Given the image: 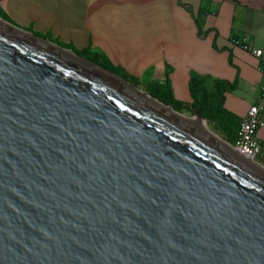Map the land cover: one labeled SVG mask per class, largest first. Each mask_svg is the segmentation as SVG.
Returning <instances> with one entry per match:
<instances>
[{"label":"water","instance_id":"obj_1","mask_svg":"<svg viewBox=\"0 0 264 264\" xmlns=\"http://www.w3.org/2000/svg\"><path fill=\"white\" fill-rule=\"evenodd\" d=\"M6 24L0 264H264V180L240 155Z\"/></svg>","mask_w":264,"mask_h":264},{"label":"crops","instance_id":"obj_2","mask_svg":"<svg viewBox=\"0 0 264 264\" xmlns=\"http://www.w3.org/2000/svg\"><path fill=\"white\" fill-rule=\"evenodd\" d=\"M0 9L20 28L89 48L140 84L167 86L181 102L191 101L193 74L236 81L224 108L240 119L258 99L259 61L232 37L261 47L255 35L264 30V0H0ZM257 138L264 146V128Z\"/></svg>","mask_w":264,"mask_h":264},{"label":"trees","instance_id":"obj_3","mask_svg":"<svg viewBox=\"0 0 264 264\" xmlns=\"http://www.w3.org/2000/svg\"><path fill=\"white\" fill-rule=\"evenodd\" d=\"M200 12L207 14L208 10H200ZM0 18L15 25L2 9H0ZM30 29L31 27H28L23 30L30 32L33 36L46 39L63 49L70 50L78 57H85L88 61L94 63L98 67L110 73H114L135 87L140 86V82L137 78L128 75L123 69L115 67L99 54L91 52L89 48L79 50L70 44H64L52 38L49 35L50 33L40 34L39 32ZM198 32L200 33L199 30ZM232 43L241 48L245 44L240 42L235 36L232 37ZM229 63L231 64V55H229ZM208 81L212 83V86L207 84ZM235 88L236 81L229 83L223 80H209V78L193 74L189 81V95L191 99L189 103L176 100L167 86L161 88H146L145 90L152 98H155L165 106H171L176 112H196V114L205 121L213 132L218 134L229 144H232L236 137L240 118L224 108V94L233 91Z\"/></svg>","mask_w":264,"mask_h":264},{"label":"bare ground","instance_id":"obj_4","mask_svg":"<svg viewBox=\"0 0 264 264\" xmlns=\"http://www.w3.org/2000/svg\"><path fill=\"white\" fill-rule=\"evenodd\" d=\"M6 26H8L6 24V22H4V20H2L0 18V28L3 29ZM26 37H28L29 39H32V37L29 34H26ZM52 48L54 50H56L57 52H59L61 55H63L65 58L70 60L72 63H77L78 65L82 66L83 68H87V69L94 68V67H92V65L87 63L85 60H79L71 52L62 51V50H60L56 47H53V46H52ZM105 75L114 84H116L122 91L126 92V94H128V96L135 95V96L139 97V99L144 100L145 103H147L152 108L163 109L164 112L167 114V116L169 115L170 117L174 118L181 125L186 126L190 130H192L195 134L201 136L202 139L210 141L211 143L217 145L219 148H221L225 152L228 151V152L233 153L235 155L237 154L229 143L223 141L218 135H216L215 133L210 131L209 128L204 123L205 121L203 120L204 121L203 122L202 119L198 115L196 116L193 114L194 118H190V117H187V116L180 114L178 112H174V110L172 108L163 106V104L158 102L156 99L150 97L145 92L134 88L132 85L126 83L125 81H122V80H120V79H118L112 75H108V74H105ZM238 159H240V161H243L244 163H246L250 173H252L254 176L264 180V166L263 165L255 162V161H252L250 159L240 157V156H238Z\"/></svg>","mask_w":264,"mask_h":264},{"label":"built area","instance_id":"obj_5","mask_svg":"<svg viewBox=\"0 0 264 264\" xmlns=\"http://www.w3.org/2000/svg\"><path fill=\"white\" fill-rule=\"evenodd\" d=\"M242 49L259 61V69L263 74V81L259 87L257 101L248 107L244 116L240 119L235 140L230 145L241 157L264 166V146L257 138V133L264 128L262 106V101L264 100V43L259 48L251 44H244Z\"/></svg>","mask_w":264,"mask_h":264},{"label":"rangeland","instance_id":"obj_6","mask_svg":"<svg viewBox=\"0 0 264 264\" xmlns=\"http://www.w3.org/2000/svg\"><path fill=\"white\" fill-rule=\"evenodd\" d=\"M257 15H263V14H260L259 12H255ZM264 13V12H263ZM8 16V15H7ZM8 18L10 19V17L8 16ZM11 20V19H10ZM12 21V20H11ZM13 22V21H12ZM14 23V22H13ZM17 25H20L18 22L16 23ZM16 24L14 25V26H16ZM13 25V24H12ZM21 26V25H20ZM16 27H18V26H16ZM22 27V26H21ZM18 28H20V27H18ZM21 29H23V28H21ZM30 30H32V31H34L33 29H32V27H31V29ZM26 32H28V31H26ZM36 32V31H35ZM28 33H30V32H28ZM40 34H43V33H41L40 32ZM51 37H52V35L51 34H49ZM255 37H256V39L257 40H259L260 42L261 41H263L264 40V30H262V31H260V32H258L256 35H255ZM53 38V37H52ZM136 88H138L139 90H141V91H143V92H145L146 94H148L147 92H146V88L147 89H149V88H155V87H153V86H145V85H143V84H140V86L139 87H136ZM149 95V94H148ZM150 96V95H149ZM151 97V96H150ZM155 99V98H154ZM179 113V112H178ZM180 114H183V115H185V116H187V117H190V118H194V116H193V114L194 113H191V112H188V111H184V112H182V113H180ZM203 121V120H202ZM204 122V121H203ZM205 123V122H204ZM206 124V123H205ZM206 126L209 128V130L210 131H212L213 132V130L206 124ZM213 133H215V132H213ZM216 134V133H215ZM216 135H218V134H216ZM219 136V135H218ZM220 137V136H219ZM221 138V137H220ZM222 139V138H221ZM223 141H225L224 139H222ZM226 142V141H225ZM228 143V142H227Z\"/></svg>","mask_w":264,"mask_h":264}]
</instances>
